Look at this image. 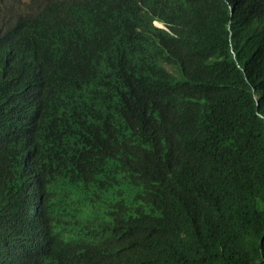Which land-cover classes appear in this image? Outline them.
<instances>
[{"label":"trees","instance_id":"1","mask_svg":"<svg viewBox=\"0 0 264 264\" xmlns=\"http://www.w3.org/2000/svg\"><path fill=\"white\" fill-rule=\"evenodd\" d=\"M0 264H264V0H0Z\"/></svg>","mask_w":264,"mask_h":264},{"label":"clouds","instance_id":"2","mask_svg":"<svg viewBox=\"0 0 264 264\" xmlns=\"http://www.w3.org/2000/svg\"><path fill=\"white\" fill-rule=\"evenodd\" d=\"M156 26L163 27V25L161 23H159V22H156Z\"/></svg>","mask_w":264,"mask_h":264},{"label":"bare ground","instance_id":"3","mask_svg":"<svg viewBox=\"0 0 264 264\" xmlns=\"http://www.w3.org/2000/svg\"><path fill=\"white\" fill-rule=\"evenodd\" d=\"M16 7V6H15ZM12 10L14 11L15 9L12 8Z\"/></svg>","mask_w":264,"mask_h":264},{"label":"rangeland","instance_id":"4","mask_svg":"<svg viewBox=\"0 0 264 264\" xmlns=\"http://www.w3.org/2000/svg\"><path fill=\"white\" fill-rule=\"evenodd\" d=\"M155 25H156V22H155Z\"/></svg>","mask_w":264,"mask_h":264}]
</instances>
